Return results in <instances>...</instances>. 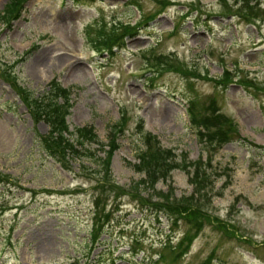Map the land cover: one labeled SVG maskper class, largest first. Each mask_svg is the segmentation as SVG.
Listing matches in <instances>:
<instances>
[{
  "label": "rangeland",
  "instance_id": "1",
  "mask_svg": "<svg viewBox=\"0 0 264 264\" xmlns=\"http://www.w3.org/2000/svg\"><path fill=\"white\" fill-rule=\"evenodd\" d=\"M15 12L0 21V264H264V0ZM51 81L68 130L95 133L90 157L33 117ZM146 135L169 152L155 169L137 159Z\"/></svg>",
  "mask_w": 264,
  "mask_h": 264
},
{
  "label": "trees",
  "instance_id": "2",
  "mask_svg": "<svg viewBox=\"0 0 264 264\" xmlns=\"http://www.w3.org/2000/svg\"><path fill=\"white\" fill-rule=\"evenodd\" d=\"M20 2H22V0H10L1 12L0 21H7L16 18L18 16V12H15V10L20 6ZM133 7L138 9L136 5H133ZM99 36V46L97 48L102 50V48L107 49L114 45L113 36H109L103 41V31L102 34H99ZM223 74L225 76L229 75L226 71H224ZM68 101V91L51 81L47 91L38 94L34 99L33 117L36 120L43 119L45 121L49 129V139H53L55 144L59 145L62 153L67 151L68 153H72L77 157L81 156L82 154L84 156L90 157L88 150L84 149L83 146L91 143H97V137L92 128L88 126L73 127L72 130H68V125L65 123V117L68 115V110L71 107V104H69ZM186 112L189 123L195 126L196 133L198 135L203 133L205 134L207 132V122L209 119H198L196 114L192 113L193 111L189 106H187ZM119 121L120 119L115 122V125H120L121 123ZM212 131L215 130L213 129ZM219 135V140L222 141V136L221 134ZM143 140L144 150H141L137 155L140 165L144 164L145 168L147 169H152L153 167L154 169L158 168L160 164L159 160H164L167 156H169L168 150L161 149L159 147L160 145L154 141L155 138L150 135H146ZM151 140L154 142L150 143ZM114 148L115 146L112 148V150ZM108 157L105 160V165L108 163ZM167 164H169V162H167Z\"/></svg>",
  "mask_w": 264,
  "mask_h": 264
}]
</instances>
